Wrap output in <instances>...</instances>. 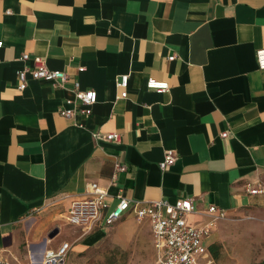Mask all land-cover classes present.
Instances as JSON below:
<instances>
[{
    "label": "crops",
    "instance_id": "0c3cea01",
    "mask_svg": "<svg viewBox=\"0 0 264 264\" xmlns=\"http://www.w3.org/2000/svg\"><path fill=\"white\" fill-rule=\"evenodd\" d=\"M0 41V260L38 264L68 242L66 264H86L95 249L144 243L155 264L149 219L126 214L92 230L66 221L91 182L108 191L111 207L118 194L193 197L194 225L210 220L212 205L226 218L264 215V194L246 191L248 182L264 183V70L256 57L264 0H0ZM36 58L70 82L28 77L21 90L18 72ZM149 78L170 90L148 89ZM74 81L97 93L88 116ZM63 108L75 115L63 117ZM110 133L120 140L105 139ZM168 150L177 160L163 171ZM118 163L127 170L114 180Z\"/></svg>",
    "mask_w": 264,
    "mask_h": 264
},
{
    "label": "built area",
    "instance_id": "2783aa9c",
    "mask_svg": "<svg viewBox=\"0 0 264 264\" xmlns=\"http://www.w3.org/2000/svg\"><path fill=\"white\" fill-rule=\"evenodd\" d=\"M3 47L0 41V49ZM257 63L260 70H264V48L256 53ZM30 56L24 54L22 59L29 60ZM170 59H174L171 57ZM83 69L80 68V71ZM20 89L25 90L28 86V77L42 80L56 87H65L70 82L67 73L50 69L42 59H34V66L18 72ZM130 75H121L117 80V86L124 91L121 98H127ZM73 88L77 100L84 106L82 113L90 115L93 106L97 103V93L93 89L81 90L78 81L73 82ZM147 88L160 92L169 91L170 85L165 81L153 78L147 80ZM75 110L63 108L60 114L69 119L75 115ZM229 133H222V137H228ZM109 141H119L118 133H110L105 136ZM177 156L175 151L168 150L165 153L160 167L166 171L171 167ZM127 170V166L116 164L113 179L116 180L118 173ZM246 191L251 195L264 194V183H246ZM110 195L98 182L87 185L85 196L74 200L70 211L65 216L66 221L75 226H82L86 230H92L96 226L111 227L126 214L143 221L149 219L152 223L154 247L156 250L155 264H214V259L206 244V239L212 234L217 221L225 219L227 214L223 209L215 205L210 206L206 215L207 222L199 225L191 224L188 217L198 213L195 199L186 197L178 199L175 203L166 200L159 201H137L128 199L118 194L115 198L116 205L110 206ZM71 250V244L63 242L58 248L46 251L43 264H66V259ZM0 264H10L8 261L0 260Z\"/></svg>",
    "mask_w": 264,
    "mask_h": 264
},
{
    "label": "rangeland",
    "instance_id": "374dc122",
    "mask_svg": "<svg viewBox=\"0 0 264 264\" xmlns=\"http://www.w3.org/2000/svg\"><path fill=\"white\" fill-rule=\"evenodd\" d=\"M219 221L214 232L219 250L215 264H264V215ZM149 245L143 243L129 251L95 249L86 254V264H153Z\"/></svg>",
    "mask_w": 264,
    "mask_h": 264
},
{
    "label": "trees",
    "instance_id": "16d2710c",
    "mask_svg": "<svg viewBox=\"0 0 264 264\" xmlns=\"http://www.w3.org/2000/svg\"><path fill=\"white\" fill-rule=\"evenodd\" d=\"M210 250H211V253L213 254V257L215 259H218L219 258V250H218V247L216 245H213V246H211Z\"/></svg>",
    "mask_w": 264,
    "mask_h": 264
},
{
    "label": "water",
    "instance_id": "95a60500",
    "mask_svg": "<svg viewBox=\"0 0 264 264\" xmlns=\"http://www.w3.org/2000/svg\"><path fill=\"white\" fill-rule=\"evenodd\" d=\"M42 245L44 246L45 245V241L42 243ZM38 264H43V259H41Z\"/></svg>",
    "mask_w": 264,
    "mask_h": 264
}]
</instances>
